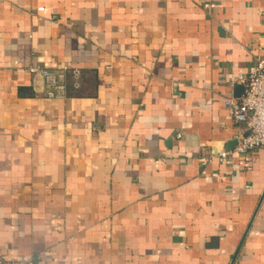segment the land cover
I'll return each instance as SVG.
<instances>
[{"label":"crops","instance_id":"crops-1","mask_svg":"<svg viewBox=\"0 0 264 264\" xmlns=\"http://www.w3.org/2000/svg\"><path fill=\"white\" fill-rule=\"evenodd\" d=\"M259 57L264 0H0V255L264 264V148L224 102Z\"/></svg>","mask_w":264,"mask_h":264},{"label":"built area","instance_id":"built-area-1","mask_svg":"<svg viewBox=\"0 0 264 264\" xmlns=\"http://www.w3.org/2000/svg\"><path fill=\"white\" fill-rule=\"evenodd\" d=\"M31 71L42 75L47 97L64 99L70 86L75 89L81 86L82 70L69 63L61 62L50 68L32 66ZM230 85L244 89L224 101L238 127L234 151L246 154L252 149L264 148V57H259L248 70L232 75ZM229 152H221V159ZM0 264L23 263L0 255Z\"/></svg>","mask_w":264,"mask_h":264}]
</instances>
